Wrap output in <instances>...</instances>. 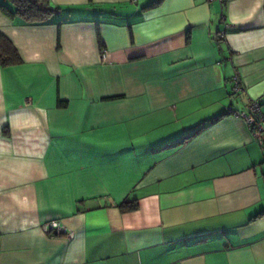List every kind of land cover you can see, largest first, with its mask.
I'll return each instance as SVG.
<instances>
[{"label": "crops", "instance_id": "obj_1", "mask_svg": "<svg viewBox=\"0 0 264 264\" xmlns=\"http://www.w3.org/2000/svg\"><path fill=\"white\" fill-rule=\"evenodd\" d=\"M154 1L0 10V264H264V0Z\"/></svg>", "mask_w": 264, "mask_h": 264}, {"label": "trees", "instance_id": "obj_2", "mask_svg": "<svg viewBox=\"0 0 264 264\" xmlns=\"http://www.w3.org/2000/svg\"><path fill=\"white\" fill-rule=\"evenodd\" d=\"M0 4V10L10 17L19 16L30 23H46L55 11L51 8L49 0H5ZM162 0H155L160 3ZM21 62V57L12 42L0 33V65L7 67ZM229 111L227 114H233Z\"/></svg>", "mask_w": 264, "mask_h": 264}, {"label": "built area", "instance_id": "obj_3", "mask_svg": "<svg viewBox=\"0 0 264 264\" xmlns=\"http://www.w3.org/2000/svg\"><path fill=\"white\" fill-rule=\"evenodd\" d=\"M215 1V0H210ZM102 59L105 61L106 52H102ZM244 91V86L239 77H234L232 80V93L239 94ZM234 115L243 119L250 129L253 131L256 138L259 139L260 144L264 147V109L263 99L252 101L247 110L243 112H236ZM44 233L51 237L66 235L68 239L74 238V232L69 230L60 221H50L42 225Z\"/></svg>", "mask_w": 264, "mask_h": 264}]
</instances>
